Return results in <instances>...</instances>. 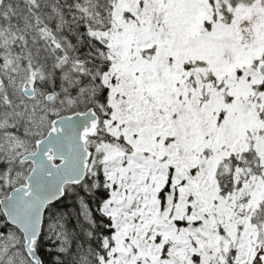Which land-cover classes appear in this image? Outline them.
Here are the masks:
<instances>
[{
    "label": "snow or ice",
    "instance_id": "6c2138e0",
    "mask_svg": "<svg viewBox=\"0 0 264 264\" xmlns=\"http://www.w3.org/2000/svg\"><path fill=\"white\" fill-rule=\"evenodd\" d=\"M0 264H264V0H0Z\"/></svg>",
    "mask_w": 264,
    "mask_h": 264
},
{
    "label": "trees",
    "instance_id": "16d2710c",
    "mask_svg": "<svg viewBox=\"0 0 264 264\" xmlns=\"http://www.w3.org/2000/svg\"><path fill=\"white\" fill-rule=\"evenodd\" d=\"M69 204L71 203V200L69 199V201H67Z\"/></svg>",
    "mask_w": 264,
    "mask_h": 264
}]
</instances>
